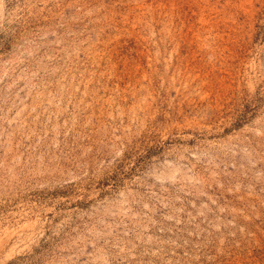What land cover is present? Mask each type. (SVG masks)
Masks as SVG:
<instances>
[{
	"label": "rangeland",
	"instance_id": "374dc122",
	"mask_svg": "<svg viewBox=\"0 0 264 264\" xmlns=\"http://www.w3.org/2000/svg\"><path fill=\"white\" fill-rule=\"evenodd\" d=\"M0 264H264V0H0Z\"/></svg>",
	"mask_w": 264,
	"mask_h": 264
}]
</instances>
